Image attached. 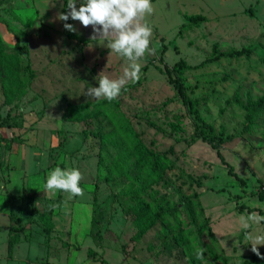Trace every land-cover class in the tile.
Listing matches in <instances>:
<instances>
[{
  "label": "rangeland",
  "instance_id": "rangeland-1",
  "mask_svg": "<svg viewBox=\"0 0 264 264\" xmlns=\"http://www.w3.org/2000/svg\"><path fill=\"white\" fill-rule=\"evenodd\" d=\"M62 3L46 0L48 17L34 0L0 6V61L12 58L14 68L0 80V264H191L197 248L202 264L256 258L246 233L264 235V221L243 229L240 217L251 212L239 206L264 216V114L250 119L247 107L264 96V0H157L146 17L155 51L111 102L83 93L98 87L101 71L119 78L127 61L79 21L69 38ZM197 14L205 19L190 23ZM215 46L247 52L208 61ZM181 59L189 66L174 68ZM212 138L224 140L218 148L246 184L228 173ZM57 166L80 170L83 196L45 190ZM139 174L149 185L140 194ZM149 202L177 213L154 217ZM54 206L47 231L40 213ZM13 226L22 230L9 255Z\"/></svg>",
  "mask_w": 264,
  "mask_h": 264
},
{
  "label": "clouds",
  "instance_id": "clouds-1",
  "mask_svg": "<svg viewBox=\"0 0 264 264\" xmlns=\"http://www.w3.org/2000/svg\"><path fill=\"white\" fill-rule=\"evenodd\" d=\"M77 3L78 0H67L68 11L58 14V19L65 22L63 27L71 32L76 31L73 24L67 23L70 18L79 21L84 27L90 26L92 38H104L107 48L127 61V66L119 78L112 79L101 71L94 77L98 87H88L83 93L88 98H103L111 102L120 96L122 89L129 82L136 83L140 80V61L146 53L155 51L150 48L152 28L146 22V17L154 12L152 0H79V7ZM81 179L82 173L78 168L57 166L48 174L44 188L53 194L60 190L69 193L71 197L83 196ZM262 221L264 216L257 212L240 217L243 229H249L251 224H260ZM246 238L250 241L253 253L264 259V254H261L257 247L264 245V235L252 236L246 233ZM194 254L197 260L204 259L203 249H195Z\"/></svg>",
  "mask_w": 264,
  "mask_h": 264
},
{
  "label": "trees",
  "instance_id": "trees-1",
  "mask_svg": "<svg viewBox=\"0 0 264 264\" xmlns=\"http://www.w3.org/2000/svg\"><path fill=\"white\" fill-rule=\"evenodd\" d=\"M64 7L62 8V12H66L67 11V0H64ZM4 4V0H0V6ZM187 19L190 21V23H198L202 20L205 19V17L202 14H197V15H191V16H187ZM67 23H71L73 24L72 20L69 19L67 21ZM185 25V24H184ZM183 26V25H182ZM66 34L68 35L69 38H77V34L76 32H71L68 31L66 32ZM165 40L162 39L163 42V48H162V53L166 52L167 49V45L164 43ZM0 42L2 43V41L0 40ZM4 46L3 43L1 44L0 47V51H4ZM15 49L18 50L19 49V44H16ZM245 52H247V50L242 49V50H234V49H229L226 51H222L220 50L217 46H215L214 48V54L208 58V61H212V60H217L220 59L223 56H240L243 55ZM163 59V58H162ZM12 61L13 59H6L5 61H0V80L3 82V84L5 85V82L8 81L5 77V73H7L8 71L13 72L14 68L11 67L12 65ZM181 67V68H185L188 67L189 65L184 61V60H179L178 62L175 63V65L173 66L174 68L177 69V67ZM171 67L170 65H168L166 63L165 65V72L168 74L169 78L171 79V81L176 85V87L178 88V92L180 93V95L185 99V101L189 104L190 106V111L197 117L200 118L199 115V110L197 108L194 107V101L192 98H190L187 94H186V87L183 84L182 80L180 77H176L174 76V68ZM17 76V75H16ZM87 106V105H86ZM248 109L251 112L250 113V119H252L253 114L257 115V116H261L262 114H264V96H262L259 99H250L248 101ZM85 112H80V114L78 115L77 119L83 120L86 119L88 117V113H89V108L87 107L85 110ZM208 127H211V124H208ZM115 136H117V132L116 130L112 131L109 134V138L111 140H113L115 138ZM214 138H212V146L217 150L218 156L221 158L222 162L228 166V173L230 175H232L233 177H235L236 179L240 180L242 184H246V181L243 177H241L233 168V166L225 159V157L223 156L222 152L219 150L218 145L221 144L224 140L222 138L218 139L217 141L213 140ZM116 141V140H115ZM154 176V172L153 173H148V177H153ZM133 180L135 181V183L138 185L139 190L137 191L138 194L143 193L145 191L148 190L149 185L146 184V179L143 178L140 174L138 176H134ZM43 190L39 191V193H42ZM46 196V195H45ZM44 196V197H45ZM57 201V205L62 203V196L60 195L58 198H56ZM145 207L149 208L150 210H153L152 213L155 214L154 217H159L163 214H168L170 216H175V214L177 213V209L174 208L173 206L170 205H162L160 204L159 206L153 207L152 203H147L145 205ZM240 209H247L249 212H254L257 209L256 208H251L248 206H244V205H240L239 206ZM261 211V210H260ZM55 212V206L51 207L49 209V211H42L40 213V219L43 222V225L45 226L44 228L47 231H51L54 227V222L52 221V216ZM11 218L12 220L19 224L21 219L20 217H16V215L11 214ZM138 220H141L142 218H137ZM154 218H152V220L145 226L147 229L149 227H151L153 225ZM21 226H13L11 228V235L9 237V242H8V253L9 255H12V252L14 251L15 245L20 241V232H21ZM142 233V230H141ZM90 254H94V251H92V249L89 250ZM257 258V259H256ZM256 258H253L251 260L247 259L243 262V264H264L262 263V261L264 262V259L262 260L261 258H259L258 256ZM191 264H202L200 262V260H197L196 257L194 256L192 258Z\"/></svg>",
  "mask_w": 264,
  "mask_h": 264
},
{
  "label": "crops",
  "instance_id": "crops-1",
  "mask_svg": "<svg viewBox=\"0 0 264 264\" xmlns=\"http://www.w3.org/2000/svg\"><path fill=\"white\" fill-rule=\"evenodd\" d=\"M45 1H46V0H34V3H36V6H37V8H38L39 10H45V11H47V13L45 14V17H46V16L48 17V15H49L48 12L50 11V9L44 7V5H45ZM155 2H157V0H152L153 7H154ZM64 3H65V2H64V0H63V3H62L63 7H64ZM77 7H79V0H78V3H77Z\"/></svg>",
  "mask_w": 264,
  "mask_h": 264
}]
</instances>
